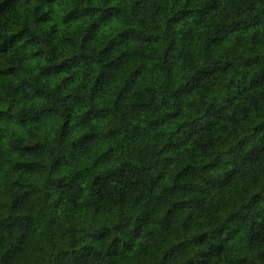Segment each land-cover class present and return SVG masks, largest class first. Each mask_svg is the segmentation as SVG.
I'll return each instance as SVG.
<instances>
[{"label":"clouds","instance_id":"obj_1","mask_svg":"<svg viewBox=\"0 0 264 264\" xmlns=\"http://www.w3.org/2000/svg\"><path fill=\"white\" fill-rule=\"evenodd\" d=\"M0 264H264V0H0Z\"/></svg>","mask_w":264,"mask_h":264}]
</instances>
